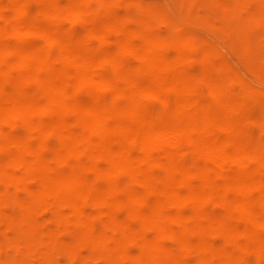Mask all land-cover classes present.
<instances>
[{
    "label": "bare ground",
    "instance_id": "6f19581e",
    "mask_svg": "<svg viewBox=\"0 0 264 264\" xmlns=\"http://www.w3.org/2000/svg\"><path fill=\"white\" fill-rule=\"evenodd\" d=\"M0 264H264V0H0Z\"/></svg>",
    "mask_w": 264,
    "mask_h": 264
},
{
    "label": "rangeland",
    "instance_id": "374dc122",
    "mask_svg": "<svg viewBox=\"0 0 264 264\" xmlns=\"http://www.w3.org/2000/svg\"><path fill=\"white\" fill-rule=\"evenodd\" d=\"M153 2H161L164 3L165 0H150ZM197 9L200 10V12L210 16L211 20L215 24V33L217 34V41H219V45L221 48L222 53L232 62L233 65H235L238 68H242L241 61H240V49L242 50L241 43L234 41L229 35L227 34L225 29H220L222 24V19L219 16V12L216 8L209 5L207 2H198L197 3ZM174 11L179 14H183L184 10L180 6H176L174 8ZM192 23L196 26L197 20L192 19ZM198 32L203 34L205 31L201 29L200 27L197 28ZM228 46H231L232 48H227Z\"/></svg>",
    "mask_w": 264,
    "mask_h": 264
}]
</instances>
